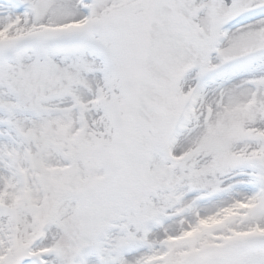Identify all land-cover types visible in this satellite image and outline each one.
Returning a JSON list of instances; mask_svg holds the SVG:
<instances>
[{
    "label": "snow or ice",
    "instance_id": "snow-or-ice-1",
    "mask_svg": "<svg viewBox=\"0 0 264 264\" xmlns=\"http://www.w3.org/2000/svg\"><path fill=\"white\" fill-rule=\"evenodd\" d=\"M0 264H264V0H0Z\"/></svg>",
    "mask_w": 264,
    "mask_h": 264
}]
</instances>
